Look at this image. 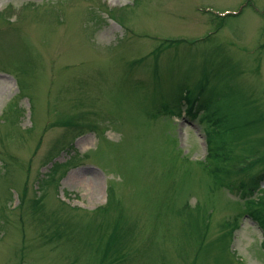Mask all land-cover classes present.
I'll use <instances>...</instances> for the list:
<instances>
[{"label": "rangeland", "instance_id": "1", "mask_svg": "<svg viewBox=\"0 0 264 264\" xmlns=\"http://www.w3.org/2000/svg\"><path fill=\"white\" fill-rule=\"evenodd\" d=\"M242 1L0 0V264H264Z\"/></svg>", "mask_w": 264, "mask_h": 264}, {"label": "flooded vegetation", "instance_id": "2", "mask_svg": "<svg viewBox=\"0 0 264 264\" xmlns=\"http://www.w3.org/2000/svg\"><path fill=\"white\" fill-rule=\"evenodd\" d=\"M238 9L234 10L237 15H242L245 11H252L254 14L264 17V5H259L255 0H243L236 6ZM264 34V31H263ZM264 41V39H263ZM259 43V41H258Z\"/></svg>", "mask_w": 264, "mask_h": 264}]
</instances>
